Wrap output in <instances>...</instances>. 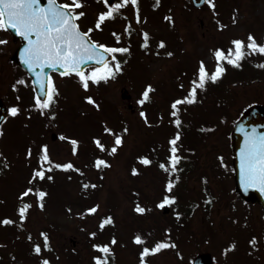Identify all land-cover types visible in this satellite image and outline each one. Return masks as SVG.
Wrapping results in <instances>:
<instances>
[{
	"label": "rangeland",
	"instance_id": "obj_1",
	"mask_svg": "<svg viewBox=\"0 0 264 264\" xmlns=\"http://www.w3.org/2000/svg\"><path fill=\"white\" fill-rule=\"evenodd\" d=\"M145 1L146 4H139V23L126 8L100 30L90 33L92 39L101 43L117 44L114 36L110 39L113 33L110 28L121 31L131 22L133 35H121L129 37L124 40V46L130 48L128 53L118 57L126 61L122 64L124 71L107 82H90L88 91L75 74L54 76L59 94L44 114L31 107L33 101L26 75L12 67L14 64L0 51V97L9 108L13 105L21 108L20 113L8 115L0 126L3 129L0 135V153L3 154L0 156V220L9 217L15 221L12 224L17 223H0V264H41L36 257L44 255L51 264H94L92 257L99 253H93L92 245L110 242L113 235L117 243L112 245L115 256L110 258L109 264H139V251L144 245L135 243L133 237L141 234L147 238L148 246L166 238V229L171 230L168 235H182L183 242L173 236L177 246L147 256L148 264H186L197 250H213L219 246L225 225L226 236L235 238L239 244L241 238L249 234L247 227L260 225L257 207L245 206L235 199L229 131L245 104L264 103V67L258 66L264 63V54L246 55L240 67L227 62V71L216 82L209 81L206 90H198L196 102L181 106L179 172L169 177L159 163L162 160L167 163L168 140L178 130L170 123L174 119L170 115L172 100L187 94L199 61H205L209 71L214 70V48L221 45L227 50L234 47L231 41L235 38L247 41L249 33L264 42V0H214L215 10L207 2L194 8L190 0H160L156 7L153 6L156 0ZM92 4L83 8L87 15L81 19L82 29L94 27L98 10L102 8L96 2ZM132 13L136 14V6ZM166 16L170 19H165ZM221 24L225 27L221 28ZM141 28L148 29L156 42L163 40L167 52L177 47L176 52L171 56L164 50L151 49L145 53L140 48L144 38H137ZM0 35L10 34L0 29ZM122 43L120 40L117 45ZM21 78L26 83H18L13 89L12 84ZM149 84L154 90L149 92L150 100L141 105L142 92ZM122 93L128 94L129 99H124ZM85 95H92L100 108L87 102ZM142 110L147 115V123L140 116ZM52 112H55L54 117ZM105 127H112L117 133L128 128V132L123 133V144L115 153L101 152L93 142V137H99L106 149L111 148L114 137L104 131ZM51 132L57 133L56 139L50 138ZM61 134L79 141L75 155L70 140L61 139ZM42 144L49 145L54 161L71 160L82 169L83 175L73 169L52 168L47 175L53 179L34 182L48 193L44 198L45 207L36 208L38 203L34 204L28 218L20 221L19 214H14L20 203L19 194L31 186L28 182L33 169L39 167ZM29 147L31 157L27 155ZM142 155H147L152 163L143 164L137 159ZM94 156H101L110 166L96 168ZM133 167L138 169L136 174L132 172ZM176 174L180 179L169 194H175L178 199L163 213L157 203L166 192L164 182L174 179ZM204 177H207L206 183ZM82 182L96 187L83 189ZM209 194L213 200L206 213L204 207ZM32 198L37 200L32 193L25 202L31 204ZM137 203L147 210L136 212ZM94 204L100 205L97 212L86 213L85 209ZM176 209L189 226L183 231V227L178 226L182 221L174 222ZM245 211L249 216H244ZM107 215H111L115 223L101 231L100 220ZM93 231L97 232L96 237L90 236ZM41 232L47 233L52 243V255L44 250L40 254L32 250L34 242L42 241ZM262 241L259 245H264ZM245 242L249 247L247 240Z\"/></svg>",
	"mask_w": 264,
	"mask_h": 264
},
{
	"label": "snow or ice",
	"instance_id": "obj_2",
	"mask_svg": "<svg viewBox=\"0 0 264 264\" xmlns=\"http://www.w3.org/2000/svg\"><path fill=\"white\" fill-rule=\"evenodd\" d=\"M131 2L132 5L136 6V22L139 23L141 20L139 11V0H121L119 3H110V0H103V4L106 6V10L99 11L94 27H90L87 30L82 29L79 20L85 16L86 13L82 10L84 7V0H46V3H42L41 0H0V29H15L21 36L25 37L28 41L27 45L23 50V60L29 68L34 71L37 68L43 69L45 65L52 68L60 66L64 71L61 75L70 76L75 74L78 78L79 83L85 91L90 89V82L99 84L101 81L107 82L110 78L114 79L118 73L124 71L122 64L126 61L119 59L117 54L128 53L130 48L128 46H116L101 43L95 39H92L90 33L94 30H100L102 24L108 19H115V16L120 13V9L127 6ZM207 4L215 10L214 0H206ZM160 3V0H156V7ZM165 19H170L165 17ZM235 22V19L233 20ZM131 27V22L125 26V30ZM221 28L225 27L223 24ZM143 43L141 47H148L149 33L143 31ZM112 35L115 37L117 44L121 40V34L113 32ZM131 35V32H128ZM7 43L6 40H0V44ZM165 42L161 40L159 47H163ZM231 45L227 50L224 48H214L212 50L216 60L215 68L209 71L205 61H199L198 68L196 69L193 79L190 81L187 94L181 97H177L172 100L170 105V115L174 117L170 123L174 124L178 129L168 140L169 144V155L165 161H160L159 167L168 173L169 177L173 173H178L177 165L179 164L182 157L178 155L180 151L181 131L179 129L182 126V120L180 116L181 106L184 104H191L197 101L198 90H206L209 81L216 82L226 71L224 62L232 64L233 66L240 67V62L245 58L246 55L253 53L264 54V42L257 40L256 36L249 33L247 41L242 38H235L231 41ZM167 55L171 56L172 53L168 52ZM109 56L111 61L110 63ZM87 61H95L96 65L92 67L90 72H86L83 65ZM264 67V63L258 65ZM40 85V91L44 92V98L40 95H34L33 99L35 103L31 105L33 108L41 110V114H44V110L50 109L56 102V98L59 94L55 81L51 76L46 78L41 75L40 72H36V81ZM24 84L22 78L16 83L12 84V88L16 89L17 84ZM183 87V84L180 85ZM151 84L147 85L142 93V98L139 103L143 105L145 101L150 100L149 92L153 91ZM19 99V97H17ZM84 99L93 104L97 109L100 108V104L94 99L92 95H85ZM12 116H16L20 113L21 108L19 105H13L8 109ZM55 116V112L51 113ZM30 115V113H29ZM140 116L144 118L145 122H148L145 111L140 112ZM104 131L111 134L114 137V143L110 149H106V145L101 142L99 137H93V142L100 149L101 152L109 150L111 153L117 151L118 146L123 144V133L128 132V128L125 127L122 133H117L112 127H105ZM0 135H3V129L0 128ZM61 139H68L72 145V153L75 155L77 152V146L79 141L75 138L65 137L61 134ZM27 155L31 157L32 149L29 147ZM0 156H3L0 153ZM138 160L142 161L145 165H150L152 160L147 155L137 157ZM223 161V157H220ZM110 166V163L103 159L101 156L95 157V167L102 168ZM52 168L69 170L73 169L77 173H82V169L77 167L71 160L67 162H56L51 158L49 152V145L42 144L40 146L39 155V167L33 169L32 175L29 179V187H26L19 194L20 203L17 207L19 213V220L25 221L29 215V209L32 204L25 202V198L29 194L34 193L37 197V203L41 209L45 207L44 198L48 195L47 191L42 187L37 186V183L42 182L45 179L51 180L52 176L47 175L48 171ZM132 172L136 174L138 169L133 167ZM180 179L177 174L175 178H169L165 184L166 192L162 200L157 203V207L165 208L175 203L178 197L172 193L173 187L176 182ZM204 182H207V177H204ZM240 182L243 187L247 190L250 188H257L264 192V133H257L255 129H252L251 133H245L244 146L240 150ZM89 187L95 188V184L90 182H82V188L88 189ZM213 200V196L209 194L205 203H210ZM99 204L85 209L86 213H96L99 209ZM147 209L140 206L137 203L135 211L138 213H144ZM80 213L79 215H83ZM179 219L182 215L179 211L175 213ZM0 223L5 225L15 223L11 218L4 217L0 220ZM115 221L111 215H107L101 218L99 223V229L102 231L106 225L114 224ZM166 231H171L166 229ZM90 236L96 237L97 232L93 231L89 233ZM40 235L43 237V247L49 248L48 243L49 237L47 233L41 232ZM29 240L32 239L31 233L28 236ZM146 237L141 234H136L133 237V241L137 244L144 245L139 253L140 260L139 264H148L145 259L151 254H155L164 248L169 246L175 247V244L171 245L167 240H159L152 244L151 247L146 244ZM117 243L116 237L113 235L110 242H98L94 243L92 247L97 250L99 254L92 257L94 264H109L110 258H114L115 252L112 245ZM249 243L255 248L257 246V238L253 236ZM236 243L232 242L224 249L225 254L230 249H235ZM33 252L40 254L42 252L41 242L33 243ZM41 264H51L50 260L43 258Z\"/></svg>",
	"mask_w": 264,
	"mask_h": 264
},
{
	"label": "water",
	"instance_id": "obj_3",
	"mask_svg": "<svg viewBox=\"0 0 264 264\" xmlns=\"http://www.w3.org/2000/svg\"><path fill=\"white\" fill-rule=\"evenodd\" d=\"M195 5H199L204 0H193ZM42 3H46V0H41ZM13 35H20L15 29L8 28ZM110 57V56H109ZM13 58L25 67L29 75L32 77V81L35 87V92L44 98V92L40 91V85L36 81V72H40L45 78L48 76L50 70L64 71L60 66L52 68L45 65L43 69L37 68L35 71L28 67L23 60L22 50L16 51ZM89 64H96L95 61H87L83 68ZM5 116V109L0 101V121ZM252 129L256 132L264 133V105L259 103H251L247 105L241 112L239 118L234 122V126L231 130V148L233 153V167L235 171V185L236 190L246 200H256L264 207V192L257 188L245 189L240 182V150L244 146L245 133H251ZM166 209V208H165ZM192 264H210V257L208 253L198 254Z\"/></svg>",
	"mask_w": 264,
	"mask_h": 264
},
{
	"label": "flooded vegetation",
	"instance_id": "obj_4",
	"mask_svg": "<svg viewBox=\"0 0 264 264\" xmlns=\"http://www.w3.org/2000/svg\"><path fill=\"white\" fill-rule=\"evenodd\" d=\"M115 1L116 0H113L112 3H115ZM0 38L7 41V43L3 44V48H0V51H3L6 56L11 55L13 50L22 43L21 38L14 40L10 35H0ZM255 209L257 210V216L259 217L260 225L256 228L242 226L247 227L246 229L249 230V234L246 238L245 236L241 238V244L236 242L235 238L233 240V238H231L229 235L226 236L227 229L226 225L224 226L223 232L220 233L222 238L220 239L219 246H215L213 250H210L213 264H263L264 245H259V242H261V240L264 242V218L262 217L263 213L261 212V209ZM246 216L249 215L246 214ZM227 226L230 225L228 224ZM253 236L257 238V246L255 248H253V246L249 243V240ZM245 240H247L248 244L250 245L249 247H247ZM232 242L236 243L235 249H230L225 254L224 249L227 248ZM254 260H256L255 263Z\"/></svg>",
	"mask_w": 264,
	"mask_h": 264
}]
</instances>
